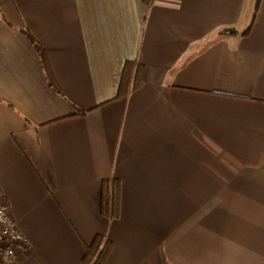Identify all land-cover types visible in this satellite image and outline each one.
<instances>
[{
	"label": "crops",
	"instance_id": "crops-1",
	"mask_svg": "<svg viewBox=\"0 0 264 264\" xmlns=\"http://www.w3.org/2000/svg\"><path fill=\"white\" fill-rule=\"evenodd\" d=\"M0 196L15 264H264V0H0Z\"/></svg>",
	"mask_w": 264,
	"mask_h": 264
},
{
	"label": "trees",
	"instance_id": "trees-1",
	"mask_svg": "<svg viewBox=\"0 0 264 264\" xmlns=\"http://www.w3.org/2000/svg\"><path fill=\"white\" fill-rule=\"evenodd\" d=\"M153 0H144L150 4ZM126 63L119 85L117 98L125 97L130 90H136L141 84L142 66ZM133 73V74H132ZM121 185L117 179L103 180L100 185V213L109 220H116L120 215ZM112 244L109 240L97 235L91 244L84 249L82 264H105Z\"/></svg>",
	"mask_w": 264,
	"mask_h": 264
},
{
	"label": "built area",
	"instance_id": "built-area-1",
	"mask_svg": "<svg viewBox=\"0 0 264 264\" xmlns=\"http://www.w3.org/2000/svg\"><path fill=\"white\" fill-rule=\"evenodd\" d=\"M26 247V238L10 218L0 196V264H15L17 253Z\"/></svg>",
	"mask_w": 264,
	"mask_h": 264
}]
</instances>
